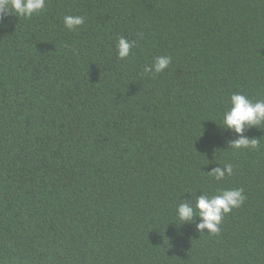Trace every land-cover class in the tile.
Wrapping results in <instances>:
<instances>
[{
    "label": "trees",
    "instance_id": "obj_1",
    "mask_svg": "<svg viewBox=\"0 0 264 264\" xmlns=\"http://www.w3.org/2000/svg\"><path fill=\"white\" fill-rule=\"evenodd\" d=\"M120 37L135 41L123 60ZM158 56L170 66L145 73ZM233 93L264 100V0H46L6 15L0 264H264V124L244 133L257 148H229ZM231 188L246 199L218 234L178 220L183 200Z\"/></svg>",
    "mask_w": 264,
    "mask_h": 264
},
{
    "label": "clouds",
    "instance_id": "obj_2",
    "mask_svg": "<svg viewBox=\"0 0 264 264\" xmlns=\"http://www.w3.org/2000/svg\"><path fill=\"white\" fill-rule=\"evenodd\" d=\"M46 0H0V26L6 15L30 18L35 13L45 9ZM64 26L69 30H76L85 23V17L80 15H65L63 17ZM135 41H129L125 37H120L117 42L118 58H127ZM170 56H158L153 64L145 68V73H161L171 64ZM230 108L223 114V125L226 129L232 130L237 134V138L229 142L232 149H255L258 147V139L248 138L244 135L245 131L264 124V100L253 102L245 94L233 93L230 97ZM233 173V167L229 163L223 167H216L209 174L215 180H223L226 176ZM195 195V193H193ZM246 197L242 188L223 189L215 195H202L195 197V202L191 203L183 200L176 209L177 218L184 223H192L198 217L200 223L196 229L204 233L206 229L210 234H218L223 217L230 213L234 208L240 207Z\"/></svg>",
    "mask_w": 264,
    "mask_h": 264
}]
</instances>
